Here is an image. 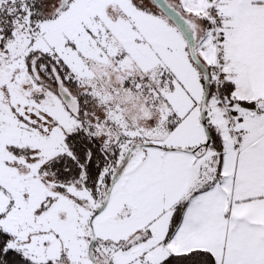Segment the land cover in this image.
I'll list each match as a JSON object with an SVG mask.
<instances>
[{"label": "snow or ice", "instance_id": "snow-or-ice-1", "mask_svg": "<svg viewBox=\"0 0 264 264\" xmlns=\"http://www.w3.org/2000/svg\"><path fill=\"white\" fill-rule=\"evenodd\" d=\"M0 264H264V0H0Z\"/></svg>", "mask_w": 264, "mask_h": 264}, {"label": "clouds", "instance_id": "clouds-1", "mask_svg": "<svg viewBox=\"0 0 264 264\" xmlns=\"http://www.w3.org/2000/svg\"><path fill=\"white\" fill-rule=\"evenodd\" d=\"M129 115L130 116H140V115H142L140 112H138V111H133V108L131 107V108H129Z\"/></svg>", "mask_w": 264, "mask_h": 264}, {"label": "rangeland", "instance_id": "rangeland-1", "mask_svg": "<svg viewBox=\"0 0 264 264\" xmlns=\"http://www.w3.org/2000/svg\"><path fill=\"white\" fill-rule=\"evenodd\" d=\"M127 106H128L129 108H131V105H130V104H128ZM133 111H135V109H133Z\"/></svg>", "mask_w": 264, "mask_h": 264}]
</instances>
